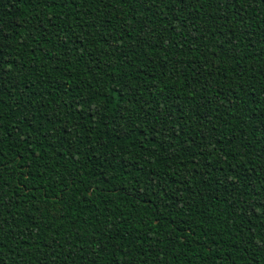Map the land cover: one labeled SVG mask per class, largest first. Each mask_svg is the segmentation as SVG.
I'll list each match as a JSON object with an SVG mask.
<instances>
[{
  "label": "trees",
  "instance_id": "1",
  "mask_svg": "<svg viewBox=\"0 0 264 264\" xmlns=\"http://www.w3.org/2000/svg\"><path fill=\"white\" fill-rule=\"evenodd\" d=\"M0 264H264V0H0Z\"/></svg>",
  "mask_w": 264,
  "mask_h": 264
},
{
  "label": "snow or ice",
  "instance_id": "2",
  "mask_svg": "<svg viewBox=\"0 0 264 264\" xmlns=\"http://www.w3.org/2000/svg\"><path fill=\"white\" fill-rule=\"evenodd\" d=\"M54 2H55V0H53V3H54ZM224 2L227 3V0H224ZM50 7H51V5H50ZM21 143H25V144H27V141L22 140Z\"/></svg>",
  "mask_w": 264,
  "mask_h": 264
}]
</instances>
